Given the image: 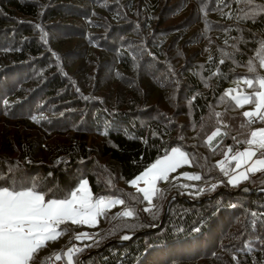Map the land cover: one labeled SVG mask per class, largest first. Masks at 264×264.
<instances>
[{"label": "trees", "instance_id": "1", "mask_svg": "<svg viewBox=\"0 0 264 264\" xmlns=\"http://www.w3.org/2000/svg\"><path fill=\"white\" fill-rule=\"evenodd\" d=\"M260 55L264 0H0V182L48 200L85 180L131 209L103 213L76 264H264V194L225 192L264 187V170L227 181V156L262 123L226 92L256 75L249 61L264 76ZM177 147L198 181L172 180L147 203L128 183ZM60 229L32 264L82 228Z\"/></svg>", "mask_w": 264, "mask_h": 264}, {"label": "snow or ice", "instance_id": "2", "mask_svg": "<svg viewBox=\"0 0 264 264\" xmlns=\"http://www.w3.org/2000/svg\"><path fill=\"white\" fill-rule=\"evenodd\" d=\"M259 67L264 68V55L259 56ZM248 71L256 73V75L252 79L243 78L242 82L249 88H253L255 85L258 87L251 94L232 96L231 98L240 107H243L245 103H254L252 111L243 113L248 124H251L255 119L264 121V76L257 73V68L252 61H249ZM232 91L235 90H229L226 95L231 96ZM243 126L242 124L241 127ZM217 135H219V130L209 137V141ZM246 143L249 147L232 157L237 161V168L256 157L258 152L261 157H264V128L252 131ZM182 162H188L186 154L178 149H172L171 155L158 159L131 183L136 186L140 181H143L146 187L138 188V191L143 194L144 199L150 201L157 192L156 182L167 180L168 174ZM220 163L222 165L223 161ZM262 170H264V158L256 159L247 169L248 172ZM192 178L199 179L198 176ZM247 178L246 173H240L239 179ZM229 183H238V178L233 177ZM112 203L119 204L123 201L116 200L106 203L103 199H97L94 202L87 187V181L81 182L79 187L64 199L48 200L34 187L26 186L19 181L0 182V264H32L39 250L63 234V230L60 229L61 224L72 222L94 225L96 218ZM122 214L132 215L131 212ZM80 238V236L77 237V239ZM122 238L127 240L130 237ZM79 251L81 250H68L65 255L69 264H72L74 253ZM55 258L60 260L61 256L57 254Z\"/></svg>", "mask_w": 264, "mask_h": 264}, {"label": "rangeland", "instance_id": "3", "mask_svg": "<svg viewBox=\"0 0 264 264\" xmlns=\"http://www.w3.org/2000/svg\"><path fill=\"white\" fill-rule=\"evenodd\" d=\"M51 36L53 37L54 34H52ZM63 38H64L63 43H65V47H66V45H69L70 48H71V50L74 52V50H75V46H76V44H77V43H76L77 41H75V39L73 40L72 38H71V39H68V38H70L69 36H67V37H63ZM68 43H71V44H68ZM66 53H67V55H69L68 53H70V49H68V50L66 51ZM76 65H77V64H76ZM79 68H80V67H79ZM75 69L77 70V66H75ZM243 78L252 79L251 77H241V78H239L237 81L233 82V83L228 87V90H227V92H226V93H228L229 90H235V91H232V92H231V96L228 95L230 98H231L232 96H238V95H243V94H250V91H249L250 88H249L246 84H244V83L242 82ZM257 87H258V85H256V88H257ZM235 103H236V102H235ZM245 104H246V103H245ZM245 104H244V105H245ZM244 105H243V106H244ZM253 109H254V105H253L252 107H248V108H246V109L244 110V112H246V111H252ZM255 122H256V123H257V122H258V123L261 122L262 125H256V126L253 128V131H254V130L261 129V128H264V121H261V120H259V119H255L254 123H255ZM252 124H253V123H252ZM248 147H249V146H248V144L246 143L245 146H244L242 149L237 150V151H235V152H231V153H229V155L227 156V160H228L229 162L232 163V170H231V172H230V174H229V176H228V179H227L228 184H229V186H231V187H238V186L242 185L244 182H246V181L249 179L250 175H256L257 173L261 172V171H256V172H248V171H247V169H248L249 167L252 166V164L254 163V161H255L256 159L264 158V157H261V155H260L259 152L257 153V156H256V157H253L252 160L248 161L246 164H243V165H242L241 167H239V168L236 167L237 161L233 160L232 157L235 156L238 152L243 151L244 149H246V148H248ZM173 149H178V150H180L181 152L185 153L182 149H180V148H178V147H177V148H173ZM171 153H172V150H170L167 154H165L164 156H162V157H160V158H158V159H162V158L165 157L166 155H171ZM185 154H186V153H185ZM186 156H187V154H186ZM187 158H188V156H187ZM158 159H157V160H158ZM157 160H156V161H157ZM156 161H155V162H156ZM155 162H153L150 166H148V167H147V168H146L141 174H139L137 177L141 176V175H142V174H143L148 168H150ZM100 163L103 164V161H101ZM188 165H189V159H188V162H187V163L182 162V163H181V164H180V165H179L174 171L170 172V173L168 174V178H167V180H158V181L156 182L157 192H156V194H155L154 196L151 197V200H150V201L144 199L143 194L140 192V193L142 194L143 199H144L147 203H151V202L154 200V198L159 194L160 190H161L162 188H164V187H165L170 181H172V180H174V181H179L180 183H184V184H186V183H187V184H195V183L198 181V179H194V178H192V177H197L198 175L195 174V173H193V172H191V171H183V170H185V167H188ZM262 171H263V170H262ZM240 173H246L248 178H247V179H239V177H240ZM137 177H135L133 180H136ZM198 177H199V176H198ZM233 177H237V178H238V183H236V184L229 183V181H230ZM133 180H131V181L128 183V186L131 187V189H133L134 191H138V188L146 187V185L143 183V181H140L138 185L133 186L132 183H131ZM83 181H85V180H80V181L78 182L77 186L75 187V189H73L72 191H75V190L79 187L80 183L83 182ZM87 187H88V189H89L88 184H87ZM72 191H71V192H72ZM89 191H90V189H89ZM71 192H70V193H71ZM90 192H91V191H90ZM92 197H93V201H94V202H95V200H97V199H103L106 203H107V202H111V201L121 200L119 197H116V196H99V197L95 198V197L92 195ZM121 201H122V200H121ZM111 210H116V211H118L119 213H124V212H131V213H132L131 209H129L128 207H125L123 203H119V204H117V203H112V204H110L109 207H107V208L104 210L103 213H106V212L111 211ZM103 213H102L101 215H99V216L96 218V223H95L94 225H88V224H83V223H72V222H70V224H72V225H77V226H80V227L82 228L81 231H79L78 234H77V237L80 236L81 238H80V239H77V237L74 236V240L72 241V245H71L69 248L65 249V250L62 251V252H57V253H55V254H52L51 257H56V255L59 254V255L64 259V261L66 262L65 264H69L68 259H67V256H66L65 254L68 252L69 249H80V250H82V247L85 246V244H86L84 241H85V240H90L92 237L95 236V232L93 231V229H95V228L98 226V224H99V220L101 219ZM122 215H123V214H122ZM123 216H125V215H123ZM131 216H132V215H131ZM131 216H125V217H131ZM62 225H63V224H61L60 227H61ZM91 240H92V239H91ZM75 253H78V252H75ZM51 257H50V258H51ZM80 260H81V259H80ZM72 264H76V261H75V259H74V255H73V261H72Z\"/></svg>", "mask_w": 264, "mask_h": 264}, {"label": "water", "instance_id": "4", "mask_svg": "<svg viewBox=\"0 0 264 264\" xmlns=\"http://www.w3.org/2000/svg\"><path fill=\"white\" fill-rule=\"evenodd\" d=\"M245 192V193H252V194H264V187H260V188H249L248 186H244V187H241L237 190H233V191H225L227 193H236V192ZM176 199V195H173L166 203L165 205V208H164V212H163V215L161 217V220L158 224V226L153 229L152 231L156 230V229H160L164 220H165V217L167 215V212H168V209H169V206L171 204L172 201H174ZM185 199V198H184ZM204 199H207V198H204ZM188 202H191L190 200L186 199ZM139 234H131V235H125V236H128L130 237L129 239L125 240L123 239L122 237L117 239L115 241L116 244H126L128 242H130L132 239H134L135 237H137ZM124 237V236H123ZM81 261V260H80Z\"/></svg>", "mask_w": 264, "mask_h": 264}, {"label": "built area", "instance_id": "5", "mask_svg": "<svg viewBox=\"0 0 264 264\" xmlns=\"http://www.w3.org/2000/svg\"><path fill=\"white\" fill-rule=\"evenodd\" d=\"M44 264H65V262L63 259L57 260L55 257H51Z\"/></svg>", "mask_w": 264, "mask_h": 264}]
</instances>
